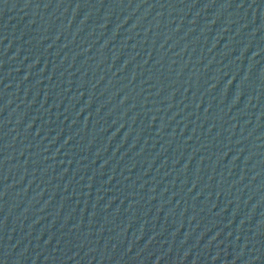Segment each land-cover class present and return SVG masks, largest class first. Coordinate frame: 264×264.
<instances>
[{
	"label": "water",
	"instance_id": "1",
	"mask_svg": "<svg viewBox=\"0 0 264 264\" xmlns=\"http://www.w3.org/2000/svg\"><path fill=\"white\" fill-rule=\"evenodd\" d=\"M0 264H264V0H0Z\"/></svg>",
	"mask_w": 264,
	"mask_h": 264
}]
</instances>
